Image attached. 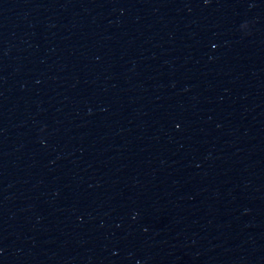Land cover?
<instances>
[{"label":"water","instance_id":"1","mask_svg":"<svg viewBox=\"0 0 264 264\" xmlns=\"http://www.w3.org/2000/svg\"><path fill=\"white\" fill-rule=\"evenodd\" d=\"M0 264H264V0H0Z\"/></svg>","mask_w":264,"mask_h":264}]
</instances>
